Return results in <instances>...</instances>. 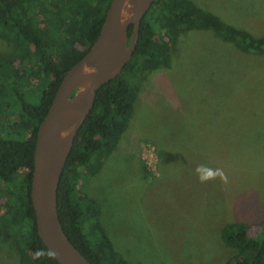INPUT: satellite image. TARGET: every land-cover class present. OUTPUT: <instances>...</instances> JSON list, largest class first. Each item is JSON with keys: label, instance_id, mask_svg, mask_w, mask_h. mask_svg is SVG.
Wrapping results in <instances>:
<instances>
[{"label": "rangeland", "instance_id": "rangeland-1", "mask_svg": "<svg viewBox=\"0 0 264 264\" xmlns=\"http://www.w3.org/2000/svg\"><path fill=\"white\" fill-rule=\"evenodd\" d=\"M192 1L264 34V0ZM19 52L0 38V57ZM175 54L171 69L138 79L130 126L80 188L99 201L102 225L130 264H227L237 249L224 242V224L264 220V52L195 29ZM201 164L223 169L227 182L201 183ZM0 264H20L8 239Z\"/></svg>", "mask_w": 264, "mask_h": 264}, {"label": "trees", "instance_id": "trees-1", "mask_svg": "<svg viewBox=\"0 0 264 264\" xmlns=\"http://www.w3.org/2000/svg\"><path fill=\"white\" fill-rule=\"evenodd\" d=\"M110 2L0 0V38L20 50L16 57H0V240L13 243L20 264H61L47 255L35 259L37 250L49 251L38 234L31 197L36 141L65 73L99 36ZM195 29H211L244 52H264V34L237 27L192 0L154 1L134 55L97 89L59 185L64 229L93 264L130 262L115 249L101 222V205L80 188L81 177L100 171L130 126L138 79L171 69L175 52ZM222 238L237 249L227 264H264V220L228 222Z\"/></svg>", "mask_w": 264, "mask_h": 264}, {"label": "water", "instance_id": "water-1", "mask_svg": "<svg viewBox=\"0 0 264 264\" xmlns=\"http://www.w3.org/2000/svg\"><path fill=\"white\" fill-rule=\"evenodd\" d=\"M154 1L111 0L99 36L67 70L40 124L31 197L38 234L61 264H93L64 229L58 210L59 185L78 131L94 106L97 89L117 77L134 55L142 20ZM85 66L95 71L85 72Z\"/></svg>", "mask_w": 264, "mask_h": 264}, {"label": "clouds", "instance_id": "clouds-1", "mask_svg": "<svg viewBox=\"0 0 264 264\" xmlns=\"http://www.w3.org/2000/svg\"><path fill=\"white\" fill-rule=\"evenodd\" d=\"M85 72L95 71V69H90L87 66L84 68ZM197 178L201 183L207 182L209 180H216L219 178L221 181L227 182V176L224 173L223 169L221 168H210L206 165H197L195 169ZM47 255L49 257H54L55 253L52 251L45 252L44 250L40 249L36 251L35 259H40L42 256Z\"/></svg>", "mask_w": 264, "mask_h": 264}]
</instances>
